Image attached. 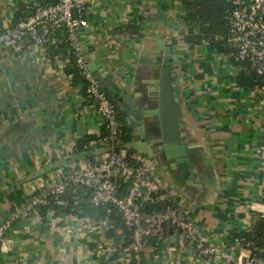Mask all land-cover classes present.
I'll return each mask as SVG.
<instances>
[{"label":"crops","instance_id":"crops-1","mask_svg":"<svg viewBox=\"0 0 264 264\" xmlns=\"http://www.w3.org/2000/svg\"><path fill=\"white\" fill-rule=\"evenodd\" d=\"M53 1L0 0V30L14 25L19 7L28 11ZM184 15L177 0H85L78 41L87 65L130 95L157 62L159 36L178 46L174 92L195 174L178 184L177 172L170 178L165 168H156L164 189L145 206H177L228 250L230 237L251 231L264 214V106L252 81L239 79L237 62L185 43ZM131 22L137 34L120 30ZM45 50L0 53V225L17 215L2 264H224L177 249L169 229L166 242L146 240L134 251L129 233L107 217L26 210L53 179L61 181L68 169L84 163L73 154L75 142L99 135L103 125L81 85L67 75L69 57L51 58ZM111 87L104 84V90Z\"/></svg>","mask_w":264,"mask_h":264},{"label":"built area","instance_id":"built-area-1","mask_svg":"<svg viewBox=\"0 0 264 264\" xmlns=\"http://www.w3.org/2000/svg\"><path fill=\"white\" fill-rule=\"evenodd\" d=\"M231 6L228 16V31L224 37L228 52L227 59L239 63L243 72L251 76L252 84L264 106V0H226ZM76 15H72V10ZM85 0H56L52 5H36L33 13L10 28L0 30V53L12 49L20 51L24 47L46 48L62 42L57 35L65 31L64 41L69 44L73 59L82 78L86 82V94L90 103L102 118V126L107 134L100 139L99 160L95 163L84 161L79 167L68 169L61 179L52 180L49 191L33 198L26 206L27 211L37 209L47 203L52 196L57 205H65L59 197L68 186H82L90 189L88 202L94 207L112 205L120 215L123 229L129 233L132 248L137 251L146 240L155 243L166 242L167 229L170 230L179 250L197 251L202 256L220 258L224 264H264V256L244 237H235L224 250L205 231L195 226L181 210L167 204L160 210H145V202H153L154 197L164 187L157 176L156 168L138 153L127 155L121 149L118 138L122 123L116 119L115 109L109 97L99 87L90 73L81 53L78 41L79 31L85 25L83 14ZM97 141H91L95 146ZM119 146L117 152H104L103 146ZM130 179L129 187L120 196L117 176ZM78 203V200H75ZM52 213V212H49ZM17 216V215H16ZM16 216L0 225V264L3 247L8 241V230ZM264 217V214H262ZM246 233V232H245ZM238 251V255L233 252Z\"/></svg>","mask_w":264,"mask_h":264},{"label":"trees","instance_id":"trees-1","mask_svg":"<svg viewBox=\"0 0 264 264\" xmlns=\"http://www.w3.org/2000/svg\"><path fill=\"white\" fill-rule=\"evenodd\" d=\"M185 11L183 20L187 23V32L184 36V41L187 45L191 47L205 46L210 53H223L228 52V47L225 44L224 37L228 31V16L231 12V6L226 2V0H177ZM54 0L52 4H54ZM44 6V5H43ZM34 8L31 7L27 11L24 6L19 7L13 19V24L18 23L20 20L25 19V17L30 16L33 13ZM27 11V12H25ZM31 11V13H30ZM25 12V13H24ZM122 31H129L132 34H137L138 26L135 22H131L120 28ZM57 35L62 39V42L56 46H47L46 54L48 57H55L58 55H67L69 57V64L66 68L67 75L71 76L72 80L82 87V93L87 102H90L86 94V82L82 78L79 70L77 69L73 54L68 43L64 41L65 31L59 30ZM239 64V63H238ZM239 79L244 82L251 81V76L246 72L240 74ZM115 109L116 119L122 123L121 134L118 138L119 144H127L131 141V134L129 129L124 123V117L122 113L119 112L118 108L111 101ZM107 131L104 126L100 130V134L97 136H85L75 142L73 154L78 158L95 163L99 160L100 154L97 153L100 146V139L105 137ZM91 141H97L95 146H91ZM102 150L104 152L120 150L119 146H103ZM127 155L135 153V151L127 150ZM117 182L120 187V196H123L129 187L130 179L128 177L121 176L120 172L117 176ZM90 189L82 186H68L63 195L59 197L60 200L65 202V205H57L55 199L52 196L47 198V203L45 205H40L37 210L40 215L45 216L49 212H53L55 216L60 215H71L77 217H87L93 216L97 218L107 217L114 222L115 225L121 226L122 221L120 215L117 213L116 209L112 205H100L99 207H94L88 202ZM262 203L264 204V188L262 194ZM78 200V203H75ZM161 205V204H160ZM160 205L144 206L145 210H160ZM244 237L247 241H250L262 251L264 256V217L259 216L251 231L246 233H241L238 235H233L230 237V243L235 237ZM150 240V239H149Z\"/></svg>","mask_w":264,"mask_h":264},{"label":"water","instance_id":"water-1","mask_svg":"<svg viewBox=\"0 0 264 264\" xmlns=\"http://www.w3.org/2000/svg\"><path fill=\"white\" fill-rule=\"evenodd\" d=\"M72 15H76L75 9ZM177 49L172 39L167 42L165 35L159 36L156 42L159 52L157 62L143 74L145 78L140 80L132 95L123 88L119 89L112 78L105 79L91 65H88V69L99 87L124 115L127 128L136 138L122 145L121 149L135 151L155 168H165L170 178L177 172L176 183L181 184L185 179H192L195 171L190 161L193 155L188 152L187 137L181 131L183 125L178 118V100L174 92L179 60L174 59L173 55ZM106 82L112 87L104 90Z\"/></svg>","mask_w":264,"mask_h":264}]
</instances>
